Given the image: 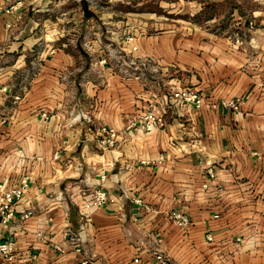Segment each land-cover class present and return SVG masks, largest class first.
<instances>
[{
	"label": "crops",
	"instance_id": "1",
	"mask_svg": "<svg viewBox=\"0 0 264 264\" xmlns=\"http://www.w3.org/2000/svg\"><path fill=\"white\" fill-rule=\"evenodd\" d=\"M14 1L0 0V108L9 117L7 123L0 117V177L8 186L18 185L29 172L30 184L16 204V217L3 227L1 237L16 242V258L3 263L83 264L84 252L55 248L64 243L69 223L90 238L89 264H112L109 255L123 231L131 238V243L125 238L128 257L114 264H136L138 254L141 264H159L136 245L138 237L153 231L163 235V247L176 264H264L262 68L244 63L245 72L232 74L239 58L213 47L223 56L209 57L204 52L209 47L197 37L138 34L141 53L189 70L190 81L217 107L187 106L183 121L170 112L168 125L150 132L128 129L146 103L141 81L108 72V83L98 85L86 74L89 57L65 46L66 34L59 35L65 12L56 16L62 21L57 25L50 0L11 10ZM8 22L16 25L10 29ZM51 46L57 47L53 53ZM37 57L39 73L27 80ZM3 85L22 92L13 109ZM236 97L238 109L222 105ZM81 111L94 124L79 117ZM98 123L119 130V145L99 146ZM88 184L108 191L90 222L80 213V189ZM30 206L34 213L22 218ZM171 209L187 212L191 223H174L166 215Z\"/></svg>",
	"mask_w": 264,
	"mask_h": 264
},
{
	"label": "built area",
	"instance_id": "2",
	"mask_svg": "<svg viewBox=\"0 0 264 264\" xmlns=\"http://www.w3.org/2000/svg\"><path fill=\"white\" fill-rule=\"evenodd\" d=\"M20 6L19 3H12L9 8L11 10L18 9ZM15 25L12 22L7 23L10 29ZM138 34L139 32L128 31L122 33L118 38L109 39L98 34L95 39H86L83 43V49L89 57L86 74L94 75L98 85L105 86L108 83V72L119 73L123 77L136 78L141 81L146 94V103L141 111L130 119L127 125L128 129L150 132L157 128L166 127L168 125L167 115L170 112L176 113L183 121L187 106L201 109L208 105L211 110L217 107L216 103L208 102L203 90L190 81L189 70H185L176 62H165L156 56L141 53L137 41ZM69 44L68 41L64 42L65 46ZM56 49V46H51L49 51L53 53ZM40 61L41 59L37 57L33 62L32 71L27 75V80L39 73ZM66 75L67 73H64L63 77ZM2 90L6 92V98L11 102L10 108L13 109L21 100L22 92H11L8 85H3ZM240 100V97L223 100L222 105L238 109ZM41 115L45 118L49 117L47 111H43ZM0 117L3 123H7L9 120L4 108H0ZM79 117L94 124L92 117L85 111H81ZM95 132L98 133L97 141L103 150L119 145V130L115 127L98 123ZM54 157L60 158L61 152L56 151ZM208 171L211 177L215 176L214 170L210 168ZM29 184V172H25L18 185L8 186L0 177V264L16 258V242L12 239L2 238L1 234L4 225L16 217V204L24 196ZM92 185L88 184V186L80 189L83 198V207L80 209V213L86 222L91 221L93 209L103 205L108 200L106 187ZM136 201L141 202V199L136 198ZM33 213L34 206H30L22 212L21 217L27 218ZM166 215L181 227L191 223L190 215L181 209H171L167 211ZM63 233L64 243L55 244V248L61 252L69 248L84 252L85 257L82 263L89 264L92 258L88 247L90 238L77 232L75 227L69 223ZM140 237L137 238L136 242L138 249L153 254L159 264H176L166 253L163 247L164 237L159 231L149 232L145 238ZM207 239L213 240V235L208 233ZM237 239L241 240L242 237L238 236ZM134 262L136 264L142 263L140 254L134 257Z\"/></svg>",
	"mask_w": 264,
	"mask_h": 264
},
{
	"label": "rangeland",
	"instance_id": "3",
	"mask_svg": "<svg viewBox=\"0 0 264 264\" xmlns=\"http://www.w3.org/2000/svg\"><path fill=\"white\" fill-rule=\"evenodd\" d=\"M30 1L15 0L14 4L19 3L20 8L28 10ZM50 1L51 18L57 25L63 21V31L59 35L66 34L63 39L70 42V47L78 50L84 51V41L95 39L98 34L109 39L118 38L128 31L139 32V35L181 32L183 36L202 40L203 46L209 47L204 50L209 57L213 55L218 59L225 51L238 57L241 64H232L235 66L232 74L242 73L244 63H251L264 71V0ZM61 11L65 12L62 21L56 17ZM212 47L220 48L223 55L211 50ZM209 63L220 64L213 59ZM73 88L76 89L75 84ZM119 234L120 241L109 255L112 264L114 261L123 262L128 257V241L131 239L129 232H118L117 236ZM89 249L90 252L92 248Z\"/></svg>",
	"mask_w": 264,
	"mask_h": 264
},
{
	"label": "trees",
	"instance_id": "4",
	"mask_svg": "<svg viewBox=\"0 0 264 264\" xmlns=\"http://www.w3.org/2000/svg\"><path fill=\"white\" fill-rule=\"evenodd\" d=\"M87 13V12H86Z\"/></svg>",
	"mask_w": 264,
	"mask_h": 264
}]
</instances>
